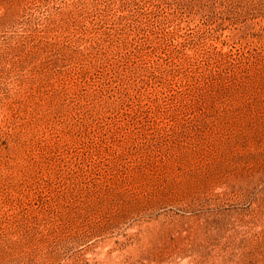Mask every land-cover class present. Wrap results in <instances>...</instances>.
Masks as SVG:
<instances>
[{"label":"rangeland","instance_id":"obj_1","mask_svg":"<svg viewBox=\"0 0 264 264\" xmlns=\"http://www.w3.org/2000/svg\"><path fill=\"white\" fill-rule=\"evenodd\" d=\"M0 264H264V0H0Z\"/></svg>","mask_w":264,"mask_h":264}]
</instances>
